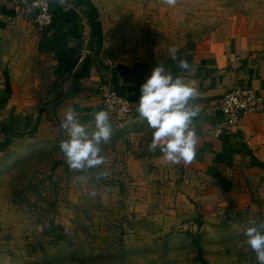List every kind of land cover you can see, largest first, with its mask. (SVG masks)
Instances as JSON below:
<instances>
[{
    "label": "rangeland",
    "instance_id": "obj_1",
    "mask_svg": "<svg viewBox=\"0 0 264 264\" xmlns=\"http://www.w3.org/2000/svg\"><path fill=\"white\" fill-rule=\"evenodd\" d=\"M94 1L96 49L112 64L169 60L173 47L183 56L235 23L264 40V0ZM85 125L95 131L94 119ZM112 129L99 181L69 170L58 129L0 142V264H257L243 232L250 218L264 222L260 202L187 218L148 151L147 122L133 111Z\"/></svg>",
    "mask_w": 264,
    "mask_h": 264
},
{
    "label": "crops",
    "instance_id": "obj_2",
    "mask_svg": "<svg viewBox=\"0 0 264 264\" xmlns=\"http://www.w3.org/2000/svg\"><path fill=\"white\" fill-rule=\"evenodd\" d=\"M25 1L30 0H0V142L27 134L36 121L34 135L53 128L64 132L60 122L68 106L82 124L92 122L103 84L134 97L136 111L140 86L159 61L102 59L94 0H64L63 5L50 0L53 23L42 32L21 13ZM179 57L197 67L195 75L182 72L172 59L160 62L194 83L201 113L191 163L173 165L159 148L151 152L172 201L191 219H217L221 212L257 201L264 209V109L243 116L231 133L215 110L222 95L238 86L256 90L264 106L263 38L229 24Z\"/></svg>",
    "mask_w": 264,
    "mask_h": 264
},
{
    "label": "clouds",
    "instance_id": "obj_3",
    "mask_svg": "<svg viewBox=\"0 0 264 264\" xmlns=\"http://www.w3.org/2000/svg\"><path fill=\"white\" fill-rule=\"evenodd\" d=\"M63 5L64 0H58ZM169 7H175L177 0H162ZM171 59L185 73L195 75L197 67L189 64L187 59L177 55L176 48H170ZM200 92L192 82H186L184 76H174L162 62H158L151 75L140 86V96L136 102V112L140 119L147 122L152 129V139L148 151L155 152L158 148L163 154L162 159L170 164L191 163L196 155L197 128L195 121L201 108L194 101ZM64 118L60 122L68 139L60 142L69 170L75 173L92 175L96 180L107 179L110 169L102 168L106 163L103 146L112 139L110 115L105 110L94 111L92 117L95 131L89 132L85 124L80 122L75 109L68 106L62 110ZM99 169V171H94ZM86 175H77L80 181ZM97 193L93 190L91 196ZM245 243L255 254L257 264H264V222L249 219L244 230Z\"/></svg>",
    "mask_w": 264,
    "mask_h": 264
},
{
    "label": "built area",
    "instance_id": "obj_4",
    "mask_svg": "<svg viewBox=\"0 0 264 264\" xmlns=\"http://www.w3.org/2000/svg\"><path fill=\"white\" fill-rule=\"evenodd\" d=\"M21 13L40 32L53 23L50 0H30L24 2ZM99 111L110 115V123L117 128L127 124L134 111V97L110 84L98 87ZM264 109L256 90L248 86L233 87L222 95L215 110L225 119L227 133L233 132L245 115L259 113Z\"/></svg>",
    "mask_w": 264,
    "mask_h": 264
},
{
    "label": "trees",
    "instance_id": "obj_5",
    "mask_svg": "<svg viewBox=\"0 0 264 264\" xmlns=\"http://www.w3.org/2000/svg\"><path fill=\"white\" fill-rule=\"evenodd\" d=\"M37 126H38V121H36L34 128H32V129L27 133V135H28L29 137H32V136L34 135ZM197 246H198V244H197ZM197 250H198V253H200V248H199V246H198V249H197Z\"/></svg>",
    "mask_w": 264,
    "mask_h": 264
}]
</instances>
